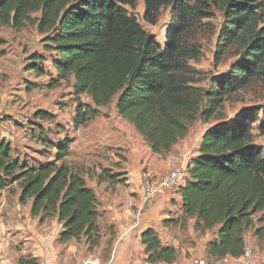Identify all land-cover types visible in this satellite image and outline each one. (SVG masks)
Segmentation results:
<instances>
[{"label": "trees", "instance_id": "trees-1", "mask_svg": "<svg viewBox=\"0 0 264 264\" xmlns=\"http://www.w3.org/2000/svg\"><path fill=\"white\" fill-rule=\"evenodd\" d=\"M143 1L144 20L151 25L157 24L161 9L172 10L164 46L129 13L138 0H0V25L16 32L36 27L43 37V53L27 58L26 71L49 76L51 88L73 82L76 127L87 126L117 98L118 114L152 152L167 155L187 136L190 124L208 123L225 99L264 81L263 5L260 0ZM213 8L224 12L218 55L235 46L240 57L208 90L195 86L200 82L198 73L188 61L197 59L198 51L183 40L194 25L212 17ZM5 45L0 38V57L6 55ZM83 95L93 104L82 102ZM34 119L51 122L54 115L39 110ZM32 125L42 142L56 150L55 159L29 167L0 136V189L17 184L19 203L26 206L31 201L32 217L41 224L55 218L62 225L61 244L85 239L92 252L102 240L99 199L83 175L65 162L72 141L53 142L42 125ZM255 126L264 137V109L258 106L205 132L179 191L182 215L163 222L185 227L193 220L200 235L215 231L207 244L209 259L240 257L247 246L246 234L254 230L255 216H264V149L255 141ZM120 176L109 169L96 174L99 184L110 185L117 184ZM261 232L258 229L256 236ZM141 243L148 264L179 258L178 250L165 246L155 229L143 231ZM18 264L40 262L21 258Z\"/></svg>", "mask_w": 264, "mask_h": 264}, {"label": "rangeland", "instance_id": "rangeland-1", "mask_svg": "<svg viewBox=\"0 0 264 264\" xmlns=\"http://www.w3.org/2000/svg\"><path fill=\"white\" fill-rule=\"evenodd\" d=\"M260 1L264 13V0ZM128 10L141 26L164 46L165 31L172 17L171 8L161 9L156 25L144 20L143 0H138L136 6ZM223 22L224 12L213 8L210 19L194 25L184 35V43L198 51L199 55L197 59L188 61L198 73L200 82L195 85L196 87L210 90L213 80L227 74L240 57L235 46H230L224 54L218 55V40ZM0 38L6 42L4 47L6 55L0 57V136L11 143L14 156L29 167H38L55 159L56 150L50 149L42 142L32 123L42 125L46 137L53 142L60 143L66 139L72 141L65 162L74 172L81 173L88 186L95 191L99 199L102 225L109 224L117 211L121 214L128 212L131 216L134 214V217L135 214L138 217H147L144 215L145 212L141 215L138 213V193L143 191L145 175L153 179L161 178L154 174L155 167L157 170L160 166L155 159L158 156L159 159L163 157L166 159V154L152 152L136 129L118 114L117 98L109 107L100 109V115L87 126L76 127L74 124L76 95L72 88L73 82L71 84L63 82L60 86L51 88L49 76L38 77L34 72L26 71L27 58L34 52L43 53V37L36 27L29 25L23 31L16 32L10 27L0 25ZM50 65L47 64L46 68L51 69ZM50 73L56 75L55 71ZM80 99L84 103L93 104L86 95ZM254 106L264 109V81H255L229 96L208 123L197 120L190 124L187 136L179 144L188 142V150L192 151L188 154L194 157L199 153L200 140L207 130L221 124H230V121L237 118L242 111ZM39 110L53 114L54 120L51 122L35 120L34 114ZM253 133L256 143L264 149V137L260 136L257 126ZM102 169H109L115 174L120 173L117 184H99L96 174ZM20 194L21 189L17 184L0 189V249L12 264H18L21 258H36L40 262L33 253L39 250L43 238L50 240L54 246L59 245L58 259L67 261L68 264H74L81 254L94 252V249L90 252L85 239L74 240L67 245L61 244L58 233H53L54 226L50 221L41 224L39 219L32 217L34 221L29 222L25 229L17 228L14 223L27 218L31 213V201L26 206L20 205ZM157 218L149 216L150 224L156 223ZM255 221L254 230L246 234V241H250V245L256 251L264 254L263 214L256 215ZM194 222H188L185 227L164 226L162 223L164 227H169V230L166 229L163 233H169L171 236L174 232L177 239L182 240V244H195L193 237H200V233L194 230ZM258 229L262 232L256 236ZM214 232L210 233L214 235Z\"/></svg>", "mask_w": 264, "mask_h": 264}, {"label": "crops", "instance_id": "crops-1", "mask_svg": "<svg viewBox=\"0 0 264 264\" xmlns=\"http://www.w3.org/2000/svg\"><path fill=\"white\" fill-rule=\"evenodd\" d=\"M187 145L188 142H182V144L178 143L174 146L173 151L165 156L166 159L164 157L162 159H159V156L156 157L155 160L159 162L158 165H160V169L158 168L156 170L155 167L154 174L158 177H163L173 168L182 164H189L191 160L199 155V153H196L195 156L192 157L191 154H188L190 152L192 153V151L188 150ZM138 194L139 210L143 205L142 190ZM182 206L183 199L181 194L168 191L145 210L144 215L147 217H138L137 214H135L134 217V214L131 216L128 212H123L121 214L120 211H117L116 215L113 214L114 217L112 218L114 219L109 224L102 225L103 221L101 219L99 223L102 236L100 247L95 249L92 253L86 252L85 254L79 255V259L75 260L74 264H85L91 261L90 259L99 260L100 264H148L146 262L147 256L145 247L141 243L142 232L148 228L155 229L158 234L163 233L166 229L169 230V227H164L162 223L165 220L180 217L182 215ZM149 216L151 218L158 217L157 222L150 224ZM33 219L34 218H32L30 213L27 218H22L20 222L14 223V225L17 228L22 227L25 229V226L29 224V222L34 221ZM35 219L38 220V218ZM49 221L51 222V225L54 226L53 233H58L59 238L60 233L63 231L62 225L59 224L57 219L47 220L45 223ZM189 222L191 223L193 220ZM172 226L175 227L174 225ZM30 227L32 228V224ZM175 234L176 233L173 232V235L170 236L169 233H163V235H159V237L165 246H174L178 250V262H183L192 257H207V244L214 238V235L210 232L200 235V237H193L195 244L186 243L185 245L182 244V240L180 241L177 239ZM42 242V245L39 246V250H36L33 253L34 257L40 259V264H68L67 261L58 259L59 245L54 246L50 240L44 238L42 239ZM247 245H250V241H247ZM89 256L90 258H88Z\"/></svg>", "mask_w": 264, "mask_h": 264}, {"label": "built area", "instance_id": "built-area-1", "mask_svg": "<svg viewBox=\"0 0 264 264\" xmlns=\"http://www.w3.org/2000/svg\"><path fill=\"white\" fill-rule=\"evenodd\" d=\"M188 164H182L172 169L168 174L153 179L145 175L143 178L142 206L139 208V215L156 202L168 191L179 193L185 185L187 178ZM0 264H12L4 252L0 249ZM85 264H100L99 260L87 262ZM159 264H264V254L256 251L251 245H247L240 257L225 256L219 259H209L207 257H192L183 262L174 261L172 263Z\"/></svg>", "mask_w": 264, "mask_h": 264}]
</instances>
